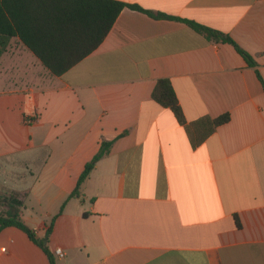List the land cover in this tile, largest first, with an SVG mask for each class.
I'll use <instances>...</instances> for the list:
<instances>
[{
  "label": "crops",
  "instance_id": "crops-1",
  "mask_svg": "<svg viewBox=\"0 0 264 264\" xmlns=\"http://www.w3.org/2000/svg\"><path fill=\"white\" fill-rule=\"evenodd\" d=\"M116 1L178 19L125 8L62 76L12 39L0 61V183L26 193L23 219L54 255L63 249L57 264H264V0ZM183 20L229 35L256 66ZM161 79L185 123L154 101ZM0 264L51 263L9 227Z\"/></svg>",
  "mask_w": 264,
  "mask_h": 264
},
{
  "label": "trees",
  "instance_id": "trees-1",
  "mask_svg": "<svg viewBox=\"0 0 264 264\" xmlns=\"http://www.w3.org/2000/svg\"><path fill=\"white\" fill-rule=\"evenodd\" d=\"M125 8L156 19H178L116 0H0V61L12 39L19 38L53 76H62L99 48ZM183 21L209 41L232 45L251 67L256 66L249 53L229 35L193 21ZM152 97L160 106L171 109L179 122L185 123L183 109L170 80H159ZM229 121L227 114L217 118L214 124L220 126ZM113 143L103 142L99 153L87 164L71 198L80 196L81 186L97 163L109 154ZM25 196L26 193L0 183V230L9 227L22 230L43 248L51 264H57L55 255L23 219ZM237 224L241 226L238 220ZM47 233H51V228Z\"/></svg>",
  "mask_w": 264,
  "mask_h": 264
},
{
  "label": "built area",
  "instance_id": "built-area-1",
  "mask_svg": "<svg viewBox=\"0 0 264 264\" xmlns=\"http://www.w3.org/2000/svg\"><path fill=\"white\" fill-rule=\"evenodd\" d=\"M26 122L28 124H31L32 123V119L26 120ZM55 255L57 257H59V258H64L65 257V253H64L63 249H61V248L56 249Z\"/></svg>",
  "mask_w": 264,
  "mask_h": 264
}]
</instances>
